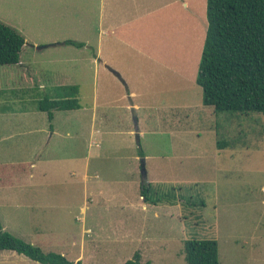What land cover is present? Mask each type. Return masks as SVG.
I'll use <instances>...</instances> for the list:
<instances>
[{"label": "rangeland", "instance_id": "1", "mask_svg": "<svg viewBox=\"0 0 264 264\" xmlns=\"http://www.w3.org/2000/svg\"><path fill=\"white\" fill-rule=\"evenodd\" d=\"M174 4L170 13H157L144 24L147 58L111 45L117 54L110 62L121 76H107L101 68L96 75L89 53L70 46L42 50L34 60L25 49V68L0 66V163H34L39 155L37 169L28 173L34 172L37 194L51 201L31 216L20 209L14 219L12 210L0 208L2 227L20 226L25 233L33 228L67 243L80 240L89 228L92 234H83L84 264H124L134 253L141 264H186L183 243L192 239L215 240L220 264H264V115L218 113L203 106L196 73L207 27L206 0ZM154 20L156 36L151 35ZM65 85L77 86L80 109L58 113L59 147L39 149L32 157L31 146L42 137L14 117L37 113L43 119L38 101L55 97V89ZM135 130L139 147L135 133L128 136ZM98 140L102 152L95 147ZM138 148L144 156L134 161ZM141 158L145 176L139 168L134 185L128 170L140 166ZM26 174L17 177L19 187L0 193L27 198ZM142 186L153 201L176 200L180 217L162 210L163 203L159 217L148 202L147 212L127 207L128 199L142 203ZM142 213L146 239L137 244L130 241L141 235ZM71 246L38 248L71 258L79 250ZM8 253L0 252V258H15L3 256Z\"/></svg>", "mask_w": 264, "mask_h": 264}, {"label": "crops", "instance_id": "2", "mask_svg": "<svg viewBox=\"0 0 264 264\" xmlns=\"http://www.w3.org/2000/svg\"><path fill=\"white\" fill-rule=\"evenodd\" d=\"M150 2L151 3L148 4L146 0H0V22L14 29L23 37L25 45L23 46L21 53L27 49L31 54V60L36 59L37 56L41 54L42 50L70 46L89 53L86 58H89L92 61L96 75L99 74L101 68L104 70L102 72H106L107 76H121L119 68L110 62V59L117 54L113 52L114 48L111 45L120 44L122 45L121 48L128 51L129 55L147 58V55L149 56V54H146V41L143 39V36L146 33L144 24L148 18L153 19L154 17H157V13L160 15H162L163 11L170 13V9L177 5L174 4V2L177 3L178 0H158L157 2L156 0H150ZM119 4L121 6L118 8ZM154 22L155 20L151 21V28H154L151 35L156 36ZM65 41H74L76 43L83 44V46L75 47L72 45H66ZM104 50L110 51L109 55H104ZM21 53L19 63L17 65L24 67L25 64L21 59ZM65 86L77 87L76 85ZM131 95H133V93H131ZM132 106L138 108L136 104H133ZM93 109L94 105L92 107V117L94 119ZM61 112L68 111H54L51 121L48 119L45 112H41L45 114L42 117L43 119H39L41 116L37 117V113H33L32 115L25 117H14L17 122L27 123V125H30L31 128H28L32 130V134H40L42 137L40 144L36 143L31 146L30 156L34 157L39 149L41 152H44L47 151L50 146H53L54 148L59 147L61 137L63 136L61 132H59L56 119L58 113ZM26 114L28 115L29 112ZM36 120H40L38 124L36 123ZM95 133L100 135L103 132L97 130ZM133 133L135 132H128V136L133 135ZM141 134L142 132H140V135ZM98 141H95V147L97 150H101L99 147L101 143ZM137 147H139L138 143ZM101 152L98 151V155H100ZM38 156L39 155H37V159L34 160V163L32 160L22 164L0 163V190L19 187L16 180L17 177L19 174L23 175L24 173H27L25 175L26 178H28L27 198L18 199L17 197H11L10 195L6 196L3 193H0V208L12 210V213L9 216L12 219L20 213V209H25V215L28 216V213H30L29 216H31L34 212L46 210V208H48L46 206L51 202L47 197L37 194V191H35L37 182L32 180L34 179V172L32 174L28 173L29 168L33 171L37 169L38 165L36 161L38 160ZM139 157L138 153L137 157L134 158V161H138ZM139 168L140 166L138 163L133 167L132 172L130 169L128 170L132 175L134 185L137 184V182L139 183V181H137L139 174L138 177L136 176L139 172ZM138 199L142 203L138 202L135 204L128 199L125 204H127V207L137 205L143 212H147L150 207H148L146 200L141 195ZM160 203L166 205L162 210L168 209L175 212L177 211L175 215L177 218L180 217V212L177 207L178 203L176 200L164 202L159 200L157 204H153L154 207L151 208L156 211L154 212L156 217H159V211L157 210L162 205ZM81 211L84 213L85 208L81 207ZM146 216L147 215L145 213H142L139 217V226L142 228L139 231V234L141 235H135L130 242L135 241L134 243L139 244L144 242L146 239ZM3 229L5 231H10V234L12 233V235H17L18 238H21L25 242L34 246L36 245L37 247L39 246L40 248L42 245L63 246V243H70L72 244L71 247L74 246L75 248L79 246L78 253L74 254L73 257L68 258L66 256V252H61V255L73 263L80 261L81 264H84L83 234L85 232L92 234L91 229H85L82 231L80 240L78 239L76 241L70 239V242L68 241L67 243L66 238L59 239L58 236H53V234L48 233L45 234L43 231L34 232L33 228L27 233L21 231L20 226H15L12 228L13 230H7L8 228L3 226ZM124 231H126L125 233L129 235L132 230L125 228ZM124 241H126L125 238ZM8 254L10 255L3 256H14L15 258H0V264H38L26 257L23 258V255H17L14 252H9ZM0 256H2V254ZM90 260H93V258L91 257ZM91 264L93 263L91 262Z\"/></svg>", "mask_w": 264, "mask_h": 264}, {"label": "trees", "instance_id": "3", "mask_svg": "<svg viewBox=\"0 0 264 264\" xmlns=\"http://www.w3.org/2000/svg\"><path fill=\"white\" fill-rule=\"evenodd\" d=\"M207 27L197 66L196 84L202 104L216 112L264 115V0H206ZM66 45L83 44L65 41ZM25 45L23 37L0 22V66L17 65ZM37 110L51 121L54 111L80 109L75 86L57 87L55 97L38 101ZM143 157L141 149H138ZM147 189L140 195L151 204ZM14 252L38 264L73 263L58 253H44L7 231L0 222V252ZM182 254L186 264H220L215 240H186ZM124 264H140L135 253ZM150 264V263H146Z\"/></svg>", "mask_w": 264, "mask_h": 264}, {"label": "water", "instance_id": "4", "mask_svg": "<svg viewBox=\"0 0 264 264\" xmlns=\"http://www.w3.org/2000/svg\"><path fill=\"white\" fill-rule=\"evenodd\" d=\"M38 48H44V47H38ZM131 112H132L133 121H134V123H136L137 119H136V115H135V110L131 109ZM135 138L137 139V143H139V134H138V131H136V130H135ZM144 165H145V159L141 158L140 159V169H141V174L143 177L145 176Z\"/></svg>", "mask_w": 264, "mask_h": 264}]
</instances>
